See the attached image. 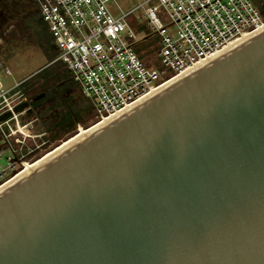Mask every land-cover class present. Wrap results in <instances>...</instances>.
I'll return each mask as SVG.
<instances>
[{
  "label": "water",
  "instance_id": "1",
  "mask_svg": "<svg viewBox=\"0 0 264 264\" xmlns=\"http://www.w3.org/2000/svg\"><path fill=\"white\" fill-rule=\"evenodd\" d=\"M0 264H264V28L1 189Z\"/></svg>",
  "mask_w": 264,
  "mask_h": 264
},
{
  "label": "built area",
  "instance_id": "2",
  "mask_svg": "<svg viewBox=\"0 0 264 264\" xmlns=\"http://www.w3.org/2000/svg\"><path fill=\"white\" fill-rule=\"evenodd\" d=\"M53 37L57 56L94 110L96 123L122 113L165 84L203 65L229 47L264 28V15L253 0H146L149 23L161 37L155 61L143 59L124 40L127 14L115 16L113 0H33ZM164 7L171 24L156 12ZM131 36V34L129 35ZM10 73V70H7ZM0 84V187L39 159L50 144L46 131L23 123L22 102Z\"/></svg>",
  "mask_w": 264,
  "mask_h": 264
},
{
  "label": "rangeland",
  "instance_id": "3",
  "mask_svg": "<svg viewBox=\"0 0 264 264\" xmlns=\"http://www.w3.org/2000/svg\"><path fill=\"white\" fill-rule=\"evenodd\" d=\"M146 0H113L109 3V8L115 16L127 14L125 21L128 23L124 33V40L133 44L134 49L143 59L155 61L156 55L161 48V37L149 23L150 19L146 14L148 6L157 5V2L141 6ZM259 11L264 15V8L258 6L256 0H253ZM35 5V4H34ZM35 12L32 22H20L18 29L9 33L7 40L0 42V84L5 90H12L11 100L15 102L30 101V95L34 93H44L39 99L41 104L36 108L30 105L25 114L20 118L23 123L32 120L34 129L54 131V117L62 118L68 112L72 116L76 115V120L71 121L69 129H64L56 137L50 140L41 151L40 157L46 152L59 145L64 140L74 136L83 128L96 123L94 110L90 102L86 100L80 86L75 82L69 70L62 62L52 63V43L53 37L48 30L36 29L38 21H43L42 15L37 7L31 8ZM37 9V10H36ZM159 20L169 26L171 20L166 8L160 7L156 12ZM131 34V36H129ZM10 70V73H7ZM49 75L55 78L59 77L60 83H55L53 88H45L40 83L50 82ZM34 88L27 90L23 88ZM39 94V95H40ZM53 129V130H52ZM46 131L48 135L50 132ZM1 132V131H0ZM3 137L0 133V145L3 144ZM39 157V158H40Z\"/></svg>",
  "mask_w": 264,
  "mask_h": 264
},
{
  "label": "flooded vegetation",
  "instance_id": "4",
  "mask_svg": "<svg viewBox=\"0 0 264 264\" xmlns=\"http://www.w3.org/2000/svg\"><path fill=\"white\" fill-rule=\"evenodd\" d=\"M256 2L264 8V0ZM34 4L33 0H0V42L2 39L7 40L8 34L16 31L20 22H32L31 8L37 7Z\"/></svg>",
  "mask_w": 264,
  "mask_h": 264
},
{
  "label": "trees",
  "instance_id": "5",
  "mask_svg": "<svg viewBox=\"0 0 264 264\" xmlns=\"http://www.w3.org/2000/svg\"><path fill=\"white\" fill-rule=\"evenodd\" d=\"M33 7H35V6H33ZM37 10V9H36ZM36 12V11H35ZM35 12L33 11V10H31V16H32V19H34L33 17L35 16ZM32 19H31V21H32ZM35 20V19H34ZM32 24H33V22H32ZM47 28V26L45 27V25H44V23L43 22H41V21H38V25H36V29L38 30V33H39V30H41V32H43L45 29ZM46 30H48V28L46 29ZM57 56V50H56V48H55V44H54V41H53V43H52V59L54 60V58ZM48 78H50L49 80H50V82L48 83V84H46L45 85V80L44 81H42L41 83H40V85H42L43 87H45V88H53V85L56 83H60V79H59V77H57V78H55L53 75L51 76V75H49V77ZM32 88H34V85H31L30 86V88H23V90L26 92L27 90H29V89H32ZM40 93H34V94H32V95H30L29 97V99H30V105L33 107V109H36L40 104H41V101L42 100H34L35 99V97L36 96H38ZM76 120V115H74V116H72V114L70 113V112H68L64 117H62V118H56V117H54L53 119H54V127H52V128H54V131L53 132H51V131H49V127H47V129H46V131H49L50 132V135H48L49 136V138L52 140L53 139V137H56V136H58L59 134H60V132L62 131V130H64V129H69L70 128V126H71V121H73L74 119ZM74 122V121H73ZM44 130V129H43ZM53 130V129H52Z\"/></svg>",
  "mask_w": 264,
  "mask_h": 264
},
{
  "label": "bare ground",
  "instance_id": "6",
  "mask_svg": "<svg viewBox=\"0 0 264 264\" xmlns=\"http://www.w3.org/2000/svg\"><path fill=\"white\" fill-rule=\"evenodd\" d=\"M245 39V38H244ZM242 39V40H244ZM241 40V41H242ZM240 42V41H239ZM181 77V76H180ZM167 84H165L164 86H166ZM163 86V87H164ZM162 88V87H161ZM160 88V89H161ZM159 90V89H158ZM157 91V90H156ZM119 115V114H117ZM115 115V116H117ZM112 116L111 118L115 117ZM111 118H107L104 121H101L99 123H95L91 126H89L88 128H83L80 132H78L77 134H75L74 136L69 137L68 139L64 140L63 142H61L59 145L55 146L53 149L51 148L50 151L46 152L45 154H43L38 160H36L34 163L29 164L25 170H23L22 172H20L15 178H13L12 180L8 181L6 184H4L2 187H0L1 189H4V187L10 185L11 183H13L14 181H16L18 178H20L21 176H23L25 173L29 172L30 170L34 169L35 167H37L40 163L46 161L47 159H49L50 157H52L53 155H55L57 152L61 151L62 149H64L65 147H67L68 145H70L71 143H73L74 141H77L79 139H81L82 137H84L85 135H87L88 133H90L91 131L95 130L96 128H98L99 126H101L102 124H104L105 122H107L108 120H110Z\"/></svg>",
  "mask_w": 264,
  "mask_h": 264
}]
</instances>
